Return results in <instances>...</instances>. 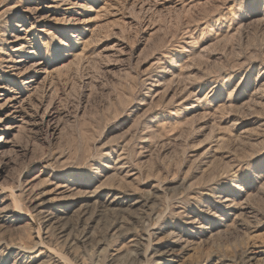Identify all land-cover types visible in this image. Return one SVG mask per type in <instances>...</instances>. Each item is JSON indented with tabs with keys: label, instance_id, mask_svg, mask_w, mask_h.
Returning a JSON list of instances; mask_svg holds the SVG:
<instances>
[{
	"label": "rangeland",
	"instance_id": "obj_1",
	"mask_svg": "<svg viewBox=\"0 0 264 264\" xmlns=\"http://www.w3.org/2000/svg\"><path fill=\"white\" fill-rule=\"evenodd\" d=\"M0 264H264V0H0Z\"/></svg>",
	"mask_w": 264,
	"mask_h": 264
},
{
	"label": "bare ground",
	"instance_id": "obj_2",
	"mask_svg": "<svg viewBox=\"0 0 264 264\" xmlns=\"http://www.w3.org/2000/svg\"><path fill=\"white\" fill-rule=\"evenodd\" d=\"M22 30V29H21ZM19 210V209H18ZM18 213H21L20 211L18 212ZM17 215H19V214H17ZM40 244H41V242L40 241H38V246H40ZM51 251V250H50ZM55 253V252H54ZM61 256V255H60ZM57 258H58V256H56ZM64 262V261H63ZM65 263V262H64Z\"/></svg>",
	"mask_w": 264,
	"mask_h": 264
}]
</instances>
